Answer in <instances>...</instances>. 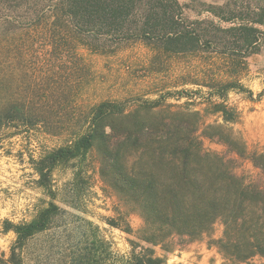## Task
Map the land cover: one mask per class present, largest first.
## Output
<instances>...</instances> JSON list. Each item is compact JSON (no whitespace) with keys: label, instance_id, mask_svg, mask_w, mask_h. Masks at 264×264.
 I'll use <instances>...</instances> for the list:
<instances>
[{"label":"trees","instance_id":"16d2710c","mask_svg":"<svg viewBox=\"0 0 264 264\" xmlns=\"http://www.w3.org/2000/svg\"><path fill=\"white\" fill-rule=\"evenodd\" d=\"M188 1L207 18L190 20L179 0H0V147L20 142L18 154L29 158L43 196L30 220L4 228L15 239L0 264H164L150 247L175 237L198 240L217 221L223 234L211 245L222 256L239 262L264 257V187L244 184L232 171L234 161L206 151L198 129L175 120L196 112L155 115L150 111L159 100L141 101L132 111L108 99L82 103L71 89L84 70L80 62L64 67L59 63L71 65L63 61L68 56L57 54L50 64L34 50L37 42L91 49L90 38L96 41L92 53L101 55L103 41L113 38L167 55L207 49L244 58L264 46V0ZM201 86L219 99L238 88L230 81ZM209 104L228 115L223 103ZM215 129L232 151L238 141ZM256 165L264 172L263 164ZM57 171L70 175L61 186ZM93 173L102 192L115 199L116 216L108 225L131 235L127 217L142 220L139 244L128 252L115 251L98 226L79 215L85 214ZM41 238L44 243L31 251Z\"/></svg>","mask_w":264,"mask_h":264},{"label":"rangeland","instance_id":"374dc122","mask_svg":"<svg viewBox=\"0 0 264 264\" xmlns=\"http://www.w3.org/2000/svg\"><path fill=\"white\" fill-rule=\"evenodd\" d=\"M179 1L190 20L207 18V14L197 15V11L201 10L197 5L188 0ZM203 1L209 3L215 0ZM186 5H189L188 8ZM37 39L40 40V36ZM85 42L92 48L79 46L76 49L71 44L62 46L61 43L54 49L37 42L34 50L44 54L39 60H52L50 64H56L54 56L57 54L68 56L63 61H70L71 65L59 63L64 67H72L75 61L80 62L78 67L84 70L72 82L71 89L82 96V103L108 99L123 103L127 110L132 111L138 109L141 101L159 100L161 104L150 111L155 115L196 112L197 116L175 120L193 124L206 151L219 153L234 161L232 171L244 184L264 187V172L256 165V161L260 166L264 165V46L249 57L228 58L207 49L197 54L167 55L156 52L143 42H116L113 38L108 42L103 41L106 49L100 55L92 53V49L96 48L95 40L88 38ZM216 81H230L238 88L227 92L224 99L212 98L214 91L201 85L212 86ZM185 90L188 91L186 97L181 95ZM211 100L223 103L228 115L216 112V108L209 104ZM219 127L224 129L225 135L229 133L232 140L238 141L236 146L230 148L233 152L218 141L220 131L215 128ZM19 147L18 140L6 142L0 147V256L4 258L8 257L15 239L14 233L6 232L4 228L7 224L30 220L34 205L43 198L35 188L36 176L29 158L26 153L22 157L18 154ZM23 148L26 149L27 145H23ZM69 177L67 171H57L54 175L57 186H61ZM91 178L92 188L85 214L79 215L98 226L101 236L111 243L115 251H130L134 244H139L136 232L142 226L141 218L137 214L127 217L133 231L131 235L108 225V220L116 216L115 199L102 192L97 173H93ZM222 234L223 225L217 221L210 234L198 240L185 242L175 237L167 245L150 248L164 264H264V257L259 256L246 262L222 256L211 245V241L221 238ZM44 241L42 238L34 240L31 251Z\"/></svg>","mask_w":264,"mask_h":264}]
</instances>
